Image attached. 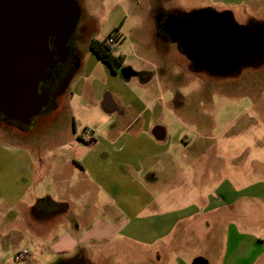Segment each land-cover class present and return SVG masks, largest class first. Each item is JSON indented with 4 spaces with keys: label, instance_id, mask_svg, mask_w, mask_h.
Returning a JSON list of instances; mask_svg holds the SVG:
<instances>
[{
    "label": "crops",
    "instance_id": "1",
    "mask_svg": "<svg viewBox=\"0 0 264 264\" xmlns=\"http://www.w3.org/2000/svg\"><path fill=\"white\" fill-rule=\"evenodd\" d=\"M256 2L241 1L233 8L251 11ZM80 5L90 25L87 40L80 45L81 54L83 46L89 51L79 67L82 72L87 60L101 61L90 50L99 22L82 0ZM151 24L155 39V20ZM152 67L154 70L144 72L131 68L136 75L130 79L107 68L126 82L137 78L142 97L150 100L153 87L161 96L166 92L160 64ZM75 79L69 87L67 108L74 102L70 90ZM262 98L247 99L256 109L257 103H264ZM131 103L116 94L105 97L103 110L115 121L107 139L94 134L90 143L69 138L7 144L9 152L0 160V198L7 213L17 212L20 221L37 225L33 228L37 234L42 226L37 221H43L52 232L63 225L73 232L88 233L109 224L120 229V239L153 248L151 261L161 264H193L197 259L208 264H264V140L249 144L258 149L255 156L248 155L247 145L234 153L231 147V157L218 158L216 163L214 149L203 148L193 161L184 157L182 169L170 160L161 161L171 150L166 127L152 123L148 108L135 110L127 106ZM257 112L263 115L259 122L264 129V104ZM198 146L188 142L185 148L192 151ZM33 188L40 189L39 194L26 200ZM46 188L48 192L42 191ZM120 217L124 220L118 221ZM104 242L88 237L85 243L99 248L96 258ZM180 253L187 257L183 260ZM83 255L85 258L80 255L73 261H91Z\"/></svg>",
    "mask_w": 264,
    "mask_h": 264
},
{
    "label": "rangeland",
    "instance_id": "2",
    "mask_svg": "<svg viewBox=\"0 0 264 264\" xmlns=\"http://www.w3.org/2000/svg\"><path fill=\"white\" fill-rule=\"evenodd\" d=\"M82 1L88 13L95 16L99 22L95 38L105 39L121 26L118 33L122 34L123 38L114 44V50L125 56L126 67L144 72L154 70L152 66L160 64V74L162 78L165 77L164 96H161L157 87H153L150 91L151 98L147 100L142 97L143 91L138 87L137 78L126 82L114 76L102 62L87 60L85 69L78 71L72 91L70 90V94L74 93L72 107L67 108L65 99V104L57 110L54 117L46 118L47 126L20 134L21 130L18 128L0 121V160L7 156L9 148L5 146L9 143H52L69 138L86 143L83 141L86 139V133L93 136L95 134L100 139L109 138L111 126L115 121L102 107L108 94L120 95L125 101L132 102L127 106L135 110L148 108L152 114V123L166 127L167 143L171 145V150L168 155L161 157L165 164L170 160L183 169L186 161L184 157L193 161L203 148L214 149L212 153L215 163L218 158L231 157V147L234 149L233 153L243 145L250 148L247 150L248 155L255 156L259 153L255 146L249 144L264 140V129L259 122L263 115L257 112L264 103H257L255 109V103L247 98L264 99V66L245 69L236 79L219 80L206 74L192 73L189 66L186 68L184 55L176 48H164L165 51L156 47L151 24L155 18L152 19L147 9H153L152 13L155 11L158 14L160 6L164 9L177 8L183 11L204 7L221 11L227 8L236 13L239 21L248 16L264 21V0L253 3L251 11L242 7L233 8L236 3L246 0ZM228 2H231V5ZM82 54L80 67L82 58H87L89 54L87 47L83 46ZM138 98L141 102L136 100ZM134 100L137 101L135 104ZM255 110L257 114L253 115L252 111ZM188 142L199 144L198 149L188 151L185 148ZM171 172L176 174L175 170ZM37 189L33 188L26 200H31V196L39 194L40 189ZM42 191L48 192L49 189ZM7 209L0 198V264H161L151 261L154 258L149 253L153 248L133 245L120 239V229L109 224H103L102 230L95 229L88 233L83 230L73 232L63 225H59L52 232L46 224L43 225V221H37L42 225L41 233L37 234L33 230L37 225L32 227L30 222L20 221L17 212L8 214ZM106 216L108 217V214ZM117 220L124 219L120 217ZM88 237L106 241L101 246V254L96 258L94 254L99 248L94 243L93 247H88L85 243L88 242ZM25 250L29 252V258L21 262L16 261L15 255ZM83 254L88 255L91 261H73L80 255L85 258ZM178 256L183 260L187 257L183 253Z\"/></svg>",
    "mask_w": 264,
    "mask_h": 264
},
{
    "label": "water",
    "instance_id": "3",
    "mask_svg": "<svg viewBox=\"0 0 264 264\" xmlns=\"http://www.w3.org/2000/svg\"><path fill=\"white\" fill-rule=\"evenodd\" d=\"M79 16L75 0H0V113L28 122L47 105L39 84L46 69L54 66L51 39L57 38V47L66 56ZM183 23L197 46L222 49L234 36L242 37L241 45L264 44L252 30L224 24L221 17L208 13ZM119 75L130 79L136 74L124 67ZM193 264L208 263L197 259Z\"/></svg>",
    "mask_w": 264,
    "mask_h": 264
},
{
    "label": "flooded vegetation",
    "instance_id": "4",
    "mask_svg": "<svg viewBox=\"0 0 264 264\" xmlns=\"http://www.w3.org/2000/svg\"><path fill=\"white\" fill-rule=\"evenodd\" d=\"M75 1L78 3L80 16L67 43V55L64 56V52L58 49L56 37L52 38L50 42L54 66L46 69L45 76L39 84V94L47 99V105L28 122L7 117L1 113L10 120L8 124L22 132L29 133L47 126L46 118L52 119L57 110L65 104L70 84L79 71L80 45L87 39L90 33V25L86 22L87 18L80 5L81 0ZM152 10L147 9V13L149 11L150 16L155 18L156 46L166 48V50L169 47L176 48L184 55L186 68L189 66L192 73L206 74L219 80L236 79L245 69L264 66V44L248 43L241 45L242 37L234 36L222 49L214 46H197L188 36V27L183 23L193 20L202 13H208L214 18L221 17L224 24L237 23L244 26L252 30L261 40H264V21L254 16H248L243 21H239L236 13L227 8L221 11L211 7L183 11L177 8L164 9L160 6L158 14L155 11L152 13ZM52 79L54 81L50 82ZM69 79L71 80L70 84L65 86Z\"/></svg>",
    "mask_w": 264,
    "mask_h": 264
},
{
    "label": "trees",
    "instance_id": "5",
    "mask_svg": "<svg viewBox=\"0 0 264 264\" xmlns=\"http://www.w3.org/2000/svg\"><path fill=\"white\" fill-rule=\"evenodd\" d=\"M264 25V23H263ZM119 32V28H116L108 37L103 40H92L90 42V50L97 58L105 64L113 74L119 75V72L124 68L125 57L123 55H116L114 50V44L109 43V39ZM144 79V78H143ZM52 79L50 82H53ZM71 80L66 81L65 86L70 84ZM0 121L8 123L10 120L0 113Z\"/></svg>",
    "mask_w": 264,
    "mask_h": 264
},
{
    "label": "built area",
    "instance_id": "6",
    "mask_svg": "<svg viewBox=\"0 0 264 264\" xmlns=\"http://www.w3.org/2000/svg\"><path fill=\"white\" fill-rule=\"evenodd\" d=\"M120 39H122V36L120 35V33H116L109 39V43L115 44V43L119 42ZM85 136H86V139H83V141H85L86 143H90L94 139V137L91 133H86ZM28 258H29V252L27 250H25L23 252H19L15 255V260L18 262L25 261Z\"/></svg>",
    "mask_w": 264,
    "mask_h": 264
}]
</instances>
